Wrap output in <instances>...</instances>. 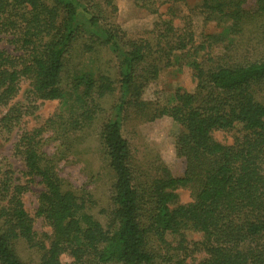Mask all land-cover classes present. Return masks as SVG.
I'll use <instances>...</instances> for the list:
<instances>
[{"label":"trees","instance_id":"1","mask_svg":"<svg viewBox=\"0 0 264 264\" xmlns=\"http://www.w3.org/2000/svg\"><path fill=\"white\" fill-rule=\"evenodd\" d=\"M145 1L158 12L163 4L187 0ZM201 1L199 15L206 22H230L223 34L250 44L247 54L252 51L254 60L213 56L222 34L197 38L191 23L178 29L171 18L131 38L106 21L100 0H0V110L27 83L30 98L65 105L61 129L73 145L103 113L101 101L118 94L99 133L114 176L105 222L90 213L89 195L72 189L42 151L44 128L23 130L15 153L24 183L0 156V264H190L177 253L188 250V232L202 235L196 246L206 258L195 264H264V51L256 47L264 48V0H255L254 10L246 8L249 0ZM106 4L115 11L111 0ZM107 47L117 61V80L72 63L77 52L87 56ZM175 65L192 69L195 91L177 90L164 105L144 99L162 70ZM22 114L11 107L3 128L11 130ZM162 117L180 127L174 145L186 163L181 176L165 166L155 173L137 167L123 134L132 120ZM235 130L240 135L232 145L214 138ZM35 182L43 187L36 217L49 229L41 234L23 199ZM181 189L190 192L191 202L179 203ZM24 249L35 250L37 261H26Z\"/></svg>","mask_w":264,"mask_h":264},{"label":"rangeland","instance_id":"2","mask_svg":"<svg viewBox=\"0 0 264 264\" xmlns=\"http://www.w3.org/2000/svg\"><path fill=\"white\" fill-rule=\"evenodd\" d=\"M105 12L106 21L115 24L124 30L131 38H139L149 34L153 29L154 23L160 18L172 19L176 28L180 29L189 22L197 33V38L204 34L221 35L219 43H213L211 54L213 56L228 57L233 61L254 60V54L250 51L247 54V48L250 44L239 42L236 35L227 36L223 33L231 25L230 22L215 21L206 22L197 10L201 6V0H187L177 4H163L157 8L158 12L150 7L147 1L138 2V0H111L115 11L112 12L110 6H107V0H100ZM144 2V4H143ZM246 8L254 10L255 0H249ZM241 37V36H240ZM247 40V39H246ZM244 43V44H243ZM240 44V45H239ZM244 47V53L240 49ZM258 51H264L263 47ZM92 61V62H91ZM230 61V60H229ZM72 63L77 64L85 70L99 69L117 80V61L110 48L100 49L96 54L80 56L77 52L74 55ZM99 67V68H96ZM63 78V87L69 81L72 69ZM196 89V81L193 77L192 69L187 66H173L163 69L160 77L151 83L144 92V99L167 104L173 98L177 90H183L193 93ZM30 86L27 83L21 85L18 96L10 103L9 108L0 110V156L5 169L12 170L16 178H22L24 169L21 157L15 153V144L23 130H32L44 128L42 139L44 146L42 151L47 158L54 160L56 170L64 181L78 191L80 195L87 196L92 201L89 211L101 222H105L106 213L110 207V195L114 176L108 167V162L104 152L100 147L99 133L100 127L105 120L111 117V107L118 98V94L106 97L101 101L103 113L89 129L83 133L77 134L73 145L66 142L70 138L63 134L62 123L64 120L65 105L60 101H41L33 97L30 98ZM11 107H17L22 110V118L11 130H6L1 124L2 117ZM137 126V127H136ZM62 128V129H61ZM239 131V129H238ZM180 133V127L171 118L162 117L154 122L126 123L123 127V134L129 141L132 148L134 162L137 167H148L152 173L160 166L169 169L173 176H181L185 170L186 163L184 158L177 156L175 151V138ZM239 132L232 131L214 133V138L225 145H232L235 138L240 135ZM147 168V169H148ZM154 169V170H153ZM43 187L38 182L31 183L30 189L24 194V202L28 212L35 219V229L38 233L49 231L42 219L36 217L38 208V197ZM179 203L186 204L191 202L190 192L179 190ZM202 241V235L199 233H187L188 250L178 249L177 253L186 256L188 263H198L206 258L205 252L197 247ZM22 257L31 263L37 261L38 256L35 250L24 249ZM62 260L66 263L70 258L63 256Z\"/></svg>","mask_w":264,"mask_h":264}]
</instances>
